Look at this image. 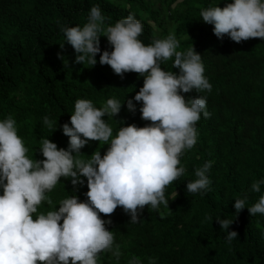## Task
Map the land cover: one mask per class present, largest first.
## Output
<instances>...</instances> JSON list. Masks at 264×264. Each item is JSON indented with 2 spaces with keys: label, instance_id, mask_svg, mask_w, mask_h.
<instances>
[{
  "label": "trees",
  "instance_id": "16d2710c",
  "mask_svg": "<svg viewBox=\"0 0 264 264\" xmlns=\"http://www.w3.org/2000/svg\"><path fill=\"white\" fill-rule=\"evenodd\" d=\"M233 2L0 0V121L8 116L16 120L18 135L31 159H44L39 152L44 138L57 144L58 149H68L70 138L63 134L62 126H71L78 99L90 100L98 109L108 99L122 104L117 116L103 117L113 129L112 138L120 127L151 124L141 118L142 102L134 100L144 77L132 72L121 78L110 66L99 63L104 51L114 50L107 37H100L101 53L95 66L75 62L77 54L66 43L61 26L83 28L93 6L101 9L105 27L132 15L143 25L138 39L145 46L154 39L166 38L171 30L180 42L178 51L194 47L201 55L211 92L180 94L186 101L205 97L211 115L205 118L201 113L195 125L197 142L180 157L179 166L186 171L165 188L169 208L163 204L159 210L145 206L138 210L140 219L136 223H131V215L121 207L111 216L100 214L106 229L113 232L114 246L120 244L123 255L117 260L111 252H101L97 264H128L132 256L139 257L141 264H149L148 258L155 264H264V214L252 216L247 209L264 196V184L259 193L251 191L254 182L264 180V39L236 43L224 36L221 40L214 34V25L202 21L201 8L197 7L224 8ZM173 63L174 57L162 61L161 69L179 75ZM129 99L135 112L127 108ZM44 116L55 122L52 129L43 125ZM109 144L89 141L81 154L88 159L100 151L103 157ZM209 161L212 166L207 176L211 183L199 193H188L187 184L197 179L195 170ZM82 179L84 184L74 189L70 179L61 178L46 193L57 210L58 201L70 196L87 202V179ZM245 197L246 208L237 215L235 199ZM49 210L52 208L46 201L38 207V213ZM217 218L233 221L228 231H236L238 237L229 243Z\"/></svg>",
  "mask_w": 264,
  "mask_h": 264
},
{
  "label": "clouds",
  "instance_id": "9594fccd",
  "mask_svg": "<svg viewBox=\"0 0 264 264\" xmlns=\"http://www.w3.org/2000/svg\"><path fill=\"white\" fill-rule=\"evenodd\" d=\"M197 7L201 8L202 21L214 25V34L221 40L224 36L236 43L264 39V0H234L224 8ZM105 19L99 6H93L83 28L61 26V31L77 54V64L95 66L101 53L100 37H107L114 50L104 51L99 63L110 66L121 78L132 72L144 77L134 100L142 102L141 118L151 124L120 127L112 138L113 129L103 117L117 116L122 104L108 99L98 109L90 100L78 99L71 126H62L63 134L70 138L68 149H58L57 144L44 138L39 149L44 159L37 160L27 155L16 120L8 116L0 121V264H97L101 252H111L118 260L123 255L121 245L114 246L113 232L106 229L100 214L111 216L121 207L131 215V223H136L140 219L138 210L145 206L150 205L151 210H159L161 204L169 208L165 188L186 171L179 166L180 157L197 142L195 125L201 113L210 118L205 97L186 101L180 94L212 90L204 76L201 55L194 47L178 51L180 42L171 30L166 38L154 39L145 46L138 39L143 25L132 15L114 26L105 27ZM173 57V68L180 70L179 75L161 69L160 62ZM127 108L135 112L133 100L127 101ZM54 124L48 116L43 117L48 129ZM89 141L110 142V147L103 157L96 151L84 159L81 149ZM211 166L209 161L195 170L197 179L187 184L188 193L207 189ZM82 177L87 179V202L70 196L58 201L57 210L46 193L61 178L70 179L78 189L84 184ZM261 184L264 180L254 182L251 191L259 193ZM45 201L52 210L38 213ZM246 202L247 197L235 199L237 215L246 208ZM247 209L252 216L264 214V196ZM33 214H37L35 219ZM216 221L227 232L229 243L238 237L236 231H228L233 221ZM148 260L155 264L153 258ZM128 264H141V260L132 256Z\"/></svg>",
  "mask_w": 264,
  "mask_h": 264
}]
</instances>
